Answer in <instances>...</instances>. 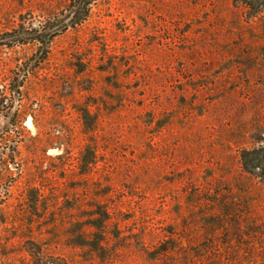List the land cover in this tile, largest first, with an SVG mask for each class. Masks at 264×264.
<instances>
[{"label": "rangeland", "instance_id": "rangeland-1", "mask_svg": "<svg viewBox=\"0 0 264 264\" xmlns=\"http://www.w3.org/2000/svg\"><path fill=\"white\" fill-rule=\"evenodd\" d=\"M87 1L0 0V264H264V0Z\"/></svg>", "mask_w": 264, "mask_h": 264}, {"label": "trees", "instance_id": "trees-1", "mask_svg": "<svg viewBox=\"0 0 264 264\" xmlns=\"http://www.w3.org/2000/svg\"><path fill=\"white\" fill-rule=\"evenodd\" d=\"M88 5L89 2L87 0H78V3L77 0H72L71 6L68 7L70 9V12H74L75 14L78 13L79 10L80 11L86 10V7ZM240 5L245 7L248 11L251 10V4L248 2V0H242ZM240 160L242 166L245 168V171L250 173L251 175H254L255 173H252L251 171H254L256 169L259 170L261 166L264 167V149L262 151L253 150L252 152L251 151L249 152L248 150H242L240 154Z\"/></svg>", "mask_w": 264, "mask_h": 264}]
</instances>
